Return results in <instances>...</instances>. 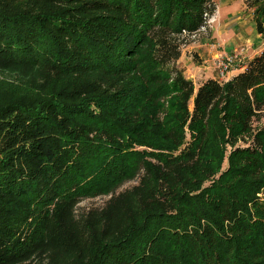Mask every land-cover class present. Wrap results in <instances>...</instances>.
Wrapping results in <instances>:
<instances>
[{
    "label": "trees",
    "instance_id": "1",
    "mask_svg": "<svg viewBox=\"0 0 264 264\" xmlns=\"http://www.w3.org/2000/svg\"><path fill=\"white\" fill-rule=\"evenodd\" d=\"M244 3L264 35V0ZM215 9L0 0V72L31 76L0 81V264L64 243L76 202L139 175L149 201L83 264H264V50L196 90L176 65Z\"/></svg>",
    "mask_w": 264,
    "mask_h": 264
},
{
    "label": "rangeland",
    "instance_id": "2",
    "mask_svg": "<svg viewBox=\"0 0 264 264\" xmlns=\"http://www.w3.org/2000/svg\"><path fill=\"white\" fill-rule=\"evenodd\" d=\"M244 1L216 0L218 7L216 15L214 14L217 23L220 6V29L223 33H232L223 35V39H226V44L230 47V56H234L235 61H240L238 64L264 49V35L257 38L253 12L246 8ZM20 77L26 80L31 76L28 72H0V81L18 83ZM259 115L252 123L254 129L264 125V112ZM226 167L227 161L224 159L221 170ZM140 180L141 175L125 181L104 195L80 199L60 218L64 243H54L48 239L40 241L31 255L21 260H10L7 264H83L94 244L119 236L127 219L133 217L139 206L149 201L140 190ZM161 189L163 193L166 192L164 184ZM159 201L163 202V199Z\"/></svg>",
    "mask_w": 264,
    "mask_h": 264
},
{
    "label": "crops",
    "instance_id": "3",
    "mask_svg": "<svg viewBox=\"0 0 264 264\" xmlns=\"http://www.w3.org/2000/svg\"><path fill=\"white\" fill-rule=\"evenodd\" d=\"M212 2L215 8L218 7L216 0H212ZM221 9L222 8L219 6L217 23L215 16V21L208 31L207 36H202L197 41L184 47L176 63L184 77L193 83L195 90L208 79H213L218 82L230 80L238 73L242 72L247 63L262 51L260 50L256 55L247 58L242 64H238L240 61H235L234 66L226 74V77L224 79L219 77L218 63L223 57L231 53L230 47L226 44V39H223V35L232 34L231 31L223 33L220 29V23L222 21ZM214 14L216 15V9ZM256 36L258 38L262 35L257 34ZM253 41L254 39H252V44H254Z\"/></svg>",
    "mask_w": 264,
    "mask_h": 264
},
{
    "label": "built area",
    "instance_id": "4",
    "mask_svg": "<svg viewBox=\"0 0 264 264\" xmlns=\"http://www.w3.org/2000/svg\"><path fill=\"white\" fill-rule=\"evenodd\" d=\"M214 21H215V17L213 14V16L207 19L205 28H202L199 32L192 34L191 38L197 41L202 36H207L208 31L211 29ZM234 64H235L234 56L227 55L223 57L218 63L219 77L221 79H224L226 77V74L231 70Z\"/></svg>",
    "mask_w": 264,
    "mask_h": 264
}]
</instances>
